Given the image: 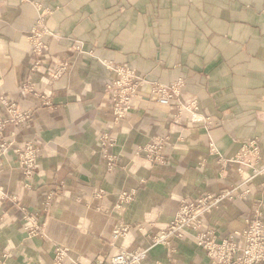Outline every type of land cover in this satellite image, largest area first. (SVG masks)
<instances>
[{"label":"crops","instance_id":"crops-1","mask_svg":"<svg viewBox=\"0 0 264 264\" xmlns=\"http://www.w3.org/2000/svg\"><path fill=\"white\" fill-rule=\"evenodd\" d=\"M35 3L51 11L42 65L28 51ZM106 61L149 81L121 121ZM180 78L199 115L151 97L152 82ZM105 134L113 146H103ZM161 139L167 160L157 164L142 149ZM255 139L264 158V0H0L3 264H58V248L63 264H111L121 251L148 248L183 202L208 197L201 229L241 232L259 203L264 219V179L243 184L247 173L233 161ZM26 143L40 154L31 178L18 152ZM235 186V197L222 198ZM124 192L133 199L120 205ZM142 264L215 263L189 235L153 248Z\"/></svg>","mask_w":264,"mask_h":264},{"label":"built area","instance_id":"built-area-1","mask_svg":"<svg viewBox=\"0 0 264 264\" xmlns=\"http://www.w3.org/2000/svg\"><path fill=\"white\" fill-rule=\"evenodd\" d=\"M47 31L45 14L42 13L29 38V45L32 47L33 54L40 57L36 65H42L43 60L48 57L42 41V37ZM79 45L81 47L79 51L83 52V43L81 42ZM65 68V65L58 68L56 76L61 75ZM112 69L116 74V78L107 84L106 90L113 98L115 119L121 121L128 117L135 100L139 97L140 89L149 81L128 65H113ZM185 84L186 82L183 79L171 84L152 82L151 97L162 105L173 106V103H177L181 110L199 115L198 101L196 99L184 100L183 88ZM2 101L5 102V100ZM102 143L105 148H108L113 146L114 139L111 135L105 134L102 136ZM142 151L153 163L163 164L167 160L162 139L143 147ZM19 155L25 176L31 178L38 167L40 155L38 148L33 143H26L24 147L19 149ZM233 161L238 164L241 173H247V178L243 180V184H248L256 178L264 179V158L256 139L243 143L240 153ZM108 164L110 168H114L115 158L111 155L108 156ZM238 186L225 192L222 198L235 197V191L240 188ZM102 194L103 191L97 193L98 196ZM132 199V193L124 192L120 196V205L129 203ZM208 199L210 198L201 199L198 204L183 202L170 226L160 235L153 237L148 248L121 251L111 259V264H142L153 248L158 245L170 244L173 239H182L189 235L194 237L198 246L205 249L207 255L213 259L215 264H262L264 262L263 206L259 203L253 208L251 219L243 231L226 237H219L213 230L201 229V211H209L213 206V201L211 199L208 201ZM29 218L36 222L35 217L30 216ZM122 231H126V228L115 231V234H120ZM66 255L65 249L58 248L57 263L63 264ZM4 256L0 257V264H3Z\"/></svg>","mask_w":264,"mask_h":264},{"label":"rangeland","instance_id":"rangeland-1","mask_svg":"<svg viewBox=\"0 0 264 264\" xmlns=\"http://www.w3.org/2000/svg\"><path fill=\"white\" fill-rule=\"evenodd\" d=\"M35 6H36V9H37V20H36V22H35V24L33 25V27L30 29V31L28 32V35H27V39H28V43H29V38L31 37V34H32V30L36 27V23H37V21L39 20V18L41 17V15H42V13H44L45 14V25H46V28L48 29V27H47V22H48V17H49V15H50V13H51V11L49 10V9H45L42 5H40V4H38V3H35ZM49 34V30L47 31V33L46 34H44L43 35V37H42V41H43V43H44V46H45V52L47 53L48 51V49H47V44L45 43V40H44V38H45V36L46 35H48ZM79 44H81V42H78L77 43V45H76V50L79 52V53H83V52H80L79 50H81V47H80V45ZM84 45V44H83ZM32 47L29 45V49H28V51L31 53V54H33V52H32ZM48 54V53H47ZM35 55V54H34ZM48 56H49V54H48ZM48 58V57H47ZM46 60V58L43 60V61H45ZM36 61H39L38 59L36 60ZM111 71H113V69H112V67H113V65H127V64H119V63H116V62H114V61H106V62H103ZM129 66V65H128ZM130 67V66H129ZM132 68V67H131ZM58 69V68H57ZM133 69H135V68H133ZM136 71H137V69H135ZM57 71V70H56ZM56 71H54V79L55 80H57V79H59L60 77H61V75L64 73H62L61 75H59V76H56ZM114 72V71H113ZM138 72V71H137ZM115 73V72H114ZM116 75V74H115ZM116 78V77H115ZM114 78V79H115ZM180 79H182V78H180ZM113 80V79H112ZM111 80V81H112ZM147 80V79H146ZM179 80V79H178ZM184 80V79H183ZM111 81H109V82H111ZM177 81V80H176ZM185 81V80H184ZM108 82V83H109ZM175 82V81H174ZM107 83V84H108ZM160 83V82H159ZM173 83V82H172ZM107 84H106V87H107ZM164 84H167V83H164ZM168 84H171V83H168ZM186 85V84H185ZM184 88H185V86H184ZM184 88H183V95H184ZM140 91H141V89H140ZM174 105H176L177 106V103H173ZM172 104V105H173ZM173 105V106H174ZM25 146V145H24ZM23 146V147H24ZM0 149H2V150H5V147L3 146V143H1L0 144ZM20 149V148H19ZM18 152H19V150H18ZM20 156V155H19ZM22 171H23V169H22ZM24 173V172H23ZM25 175V174H24Z\"/></svg>","mask_w":264,"mask_h":264}]
</instances>
